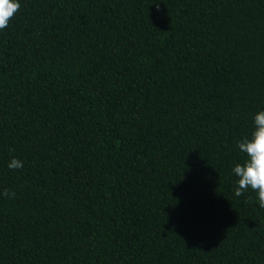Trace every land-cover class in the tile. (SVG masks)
Returning <instances> with one entry per match:
<instances>
[{
  "label": "trees",
  "instance_id": "16d2710c",
  "mask_svg": "<svg viewBox=\"0 0 264 264\" xmlns=\"http://www.w3.org/2000/svg\"><path fill=\"white\" fill-rule=\"evenodd\" d=\"M19 3L0 264H264V209L232 171L264 111V0Z\"/></svg>",
  "mask_w": 264,
  "mask_h": 264
},
{
  "label": "clouds",
  "instance_id": "9594fccd",
  "mask_svg": "<svg viewBox=\"0 0 264 264\" xmlns=\"http://www.w3.org/2000/svg\"><path fill=\"white\" fill-rule=\"evenodd\" d=\"M19 0H0V31H4L11 20L20 10ZM254 130L251 137L242 139L237 147L246 156L243 163H237L232 169L237 177L235 196L240 197L249 190L255 192L259 207L264 209V111H259L253 117ZM24 167L23 161L13 157L8 163L10 170H20ZM3 197L14 199L16 193L5 189ZM246 203H252L248 197Z\"/></svg>",
  "mask_w": 264,
  "mask_h": 264
}]
</instances>
